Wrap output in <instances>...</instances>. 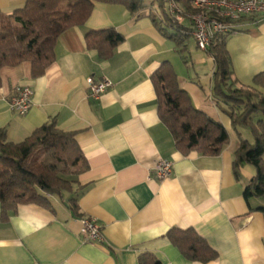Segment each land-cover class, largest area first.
Wrapping results in <instances>:
<instances>
[{
    "label": "crops",
    "instance_id": "crops-1",
    "mask_svg": "<svg viewBox=\"0 0 264 264\" xmlns=\"http://www.w3.org/2000/svg\"><path fill=\"white\" fill-rule=\"evenodd\" d=\"M25 1L0 0V10L12 13ZM107 27H115L125 41L103 60L87 48L85 36ZM236 28L226 39L236 86L264 95V86L254 81L264 72V17L244 19ZM55 55L42 76H32L29 61L1 69L0 128H7L10 141L21 142L55 119L60 129L77 132L88 168L69 177L77 193L48 195L54 211L20 205L0 222V264H140L149 256L161 264H264V198L244 197L256 169L245 163L237 177L233 167L240 140L254 138L248 127H233L231 106L214 96V59L207 50L188 44L181 53L151 18L137 20L122 5L96 2L84 25L60 36ZM165 61L193 104L229 131L219 155L186 156L175 147L159 117L151 80ZM89 77H108L113 85L95 100ZM19 86L33 92L24 115L9 105ZM161 159L173 163L164 179L155 173ZM70 198L77 214L68 207ZM85 217L97 220L104 242L83 240ZM173 228L195 229L217 257L187 259L168 237Z\"/></svg>",
    "mask_w": 264,
    "mask_h": 264
},
{
    "label": "trees",
    "instance_id": "trees-1",
    "mask_svg": "<svg viewBox=\"0 0 264 264\" xmlns=\"http://www.w3.org/2000/svg\"><path fill=\"white\" fill-rule=\"evenodd\" d=\"M157 1L158 9L147 0H26L23 7L12 13L0 10V72L3 67L29 61L32 76H42L55 61L60 36L75 26L84 25L96 2L122 5L137 20L151 18L159 31L175 44V49L184 53L193 38L192 23H179L164 1ZM192 1L178 0L187 12L196 10ZM227 37L217 35L207 52L214 59V96L231 106L233 127H248L254 138L253 142L240 140L233 162L237 177L245 163L256 169V175L244 190L249 202L251 197L264 198V95L251 87L236 86ZM85 39L88 49L97 50L101 59L108 60L125 41V36L115 27H107L88 31ZM151 80L157 94L159 117L171 132L175 147L186 156L193 152L219 155L230 141L229 131L222 122L193 104L171 62H163ZM254 81L264 86V72ZM87 168L77 132L60 129L55 119L44 123L21 142L10 141L7 128L1 127L0 222L8 221L20 205L34 203L54 211L48 195L62 198L64 192L77 193L69 177ZM66 202L77 214L75 199ZM168 237L191 261L208 262L217 257V252L193 228H173ZM140 264L161 262L149 256V259L141 257Z\"/></svg>",
    "mask_w": 264,
    "mask_h": 264
},
{
    "label": "built area",
    "instance_id": "built-area-1",
    "mask_svg": "<svg viewBox=\"0 0 264 264\" xmlns=\"http://www.w3.org/2000/svg\"><path fill=\"white\" fill-rule=\"evenodd\" d=\"M170 13L179 23L189 21L193 26V38L199 49L207 50L217 35L229 36L236 31V24L247 18L264 17V0H193V12H187L178 0H163ZM90 96L99 100L113 82L104 77L95 80L87 79ZM32 89L29 86H19L9 99L10 107L18 114L24 115L32 106ZM173 163L161 159L155 167L156 175L167 178L172 171ZM80 233L83 240L102 243L105 237L100 224L95 218L82 219Z\"/></svg>",
    "mask_w": 264,
    "mask_h": 264
},
{
    "label": "rangeland",
    "instance_id": "rangeland-1",
    "mask_svg": "<svg viewBox=\"0 0 264 264\" xmlns=\"http://www.w3.org/2000/svg\"><path fill=\"white\" fill-rule=\"evenodd\" d=\"M147 2H149L150 4H152V5H155L154 7L156 8V9H158V6H159V1H157V0H147ZM166 7H167V5H166ZM162 11V10H161ZM192 48L194 47V48H196L197 50H202V49H199L197 46H196V42H195V40H194V38H191L190 39V41H189V43H188ZM203 51V50H202ZM189 60H190V58H189Z\"/></svg>",
    "mask_w": 264,
    "mask_h": 264
}]
</instances>
